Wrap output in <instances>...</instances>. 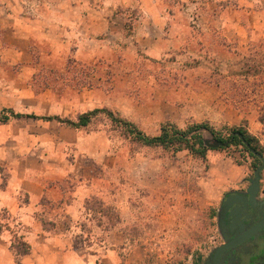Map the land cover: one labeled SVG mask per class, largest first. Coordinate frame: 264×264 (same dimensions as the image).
Here are the masks:
<instances>
[{
    "label": "rangeland",
    "instance_id": "1",
    "mask_svg": "<svg viewBox=\"0 0 264 264\" xmlns=\"http://www.w3.org/2000/svg\"><path fill=\"white\" fill-rule=\"evenodd\" d=\"M160 2L171 10L178 38L160 48L102 36L93 60L77 55L76 38L63 50L37 41L35 94L17 112L77 121L106 109L150 137L166 123L181 129L209 123L228 140V129L245 128L264 153V0ZM128 17L126 37L136 15ZM4 130L23 136L18 148L4 143L6 153L16 150L19 159L43 153L52 165L75 170L74 182L100 184L97 178L110 174L115 187L128 188L125 210L107 212L124 233L121 264H197L214 246L224 193L263 166L242 146L209 150L204 158L145 146L106 113L80 129L25 119ZM205 138L214 143L211 134ZM91 202L99 212L100 198Z\"/></svg>",
    "mask_w": 264,
    "mask_h": 264
},
{
    "label": "crops",
    "instance_id": "2",
    "mask_svg": "<svg viewBox=\"0 0 264 264\" xmlns=\"http://www.w3.org/2000/svg\"><path fill=\"white\" fill-rule=\"evenodd\" d=\"M133 14V34L126 37ZM171 16L160 0H0V65H19L15 71H0V117L10 110L21 114L23 101L35 94L32 50L37 41L63 50L76 38L77 55L93 60L102 36L108 43L132 39L160 48L178 40ZM25 119L32 118L0 122V264H121L118 240L124 233L107 212L113 206L125 210L128 188L115 187L110 174L104 181L97 178L100 184L74 182L75 170L52 165L43 153L20 159L16 150L6 153L3 144L18 148L23 136L2 133V127ZM94 197L100 198L99 212L92 208ZM18 242L28 246L27 253L19 252Z\"/></svg>",
    "mask_w": 264,
    "mask_h": 264
},
{
    "label": "flooded vegetation",
    "instance_id": "3",
    "mask_svg": "<svg viewBox=\"0 0 264 264\" xmlns=\"http://www.w3.org/2000/svg\"><path fill=\"white\" fill-rule=\"evenodd\" d=\"M261 166L224 193L216 211L214 246L197 264H264V170L254 186Z\"/></svg>",
    "mask_w": 264,
    "mask_h": 264
},
{
    "label": "trees",
    "instance_id": "4",
    "mask_svg": "<svg viewBox=\"0 0 264 264\" xmlns=\"http://www.w3.org/2000/svg\"><path fill=\"white\" fill-rule=\"evenodd\" d=\"M8 113V114H7ZM100 113H106L113 122L122 125L129 135L134 138L137 142L148 146V147H162L163 149L172 150L175 152L188 150L193 155L204 158L210 149L205 144V132L211 134V136L219 142L226 143L231 139H234L231 145L234 146H242L245 150L256 159L257 163H260V159L262 162L264 161V153L262 148L257 141V139L251 135L248 130L245 128H232L228 129L227 133L229 134V140L223 137V132L216 130L209 123L202 124H194L188 126L186 129H181L177 125L173 123H166L162 125L160 134L155 137L147 136L144 132H142L135 124L120 120L119 118H115L113 113L106 109H96L91 112H87L79 116L77 121H72L69 119H62L60 117H37L35 115H23L15 113L14 111H6L0 117L1 123H7L11 118L20 119V118H32V119H44L47 121L57 120L60 123H63L67 126H70L75 129H80L82 127H87L91 123L93 117L97 116ZM239 133L243 135V139L250 146L249 148L243 143V140L238 136H234V134ZM234 136V137H233ZM219 149H224V147H220ZM255 152V153H254ZM263 164V163H262ZM17 249L19 252H28V246L23 244L22 242L17 243Z\"/></svg>",
    "mask_w": 264,
    "mask_h": 264
},
{
    "label": "water",
    "instance_id": "5",
    "mask_svg": "<svg viewBox=\"0 0 264 264\" xmlns=\"http://www.w3.org/2000/svg\"><path fill=\"white\" fill-rule=\"evenodd\" d=\"M234 136H238L240 139L243 140V143L249 148L250 146L248 145V143L243 139V135L239 134V133H236L234 134ZM233 136V137H234ZM234 139H231L229 142H226V143H222V142H219V141H216L214 138H213V142L209 141V140H206L205 138V144L208 148L210 149H219L220 147H227L229 145L232 144ZM255 153V152H254ZM264 170V161H263V166L262 167H259L255 173V176H256V180L254 181V186L257 188L258 185H259V179H260V173L261 171Z\"/></svg>",
    "mask_w": 264,
    "mask_h": 264
}]
</instances>
